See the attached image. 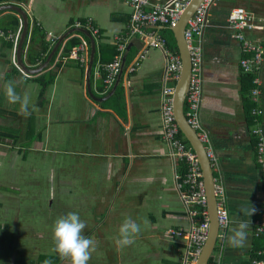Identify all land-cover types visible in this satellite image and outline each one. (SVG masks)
Listing matches in <instances>:
<instances>
[{"label":"crops","instance_id":"1","mask_svg":"<svg viewBox=\"0 0 264 264\" xmlns=\"http://www.w3.org/2000/svg\"><path fill=\"white\" fill-rule=\"evenodd\" d=\"M0 1V5L22 7L28 22L45 31L50 50L62 41L49 61L52 51L41 54L42 58L33 65L26 56L31 38L27 33L21 59L29 70H39L27 73L18 61L23 18L13 10H4L0 16L1 19L16 15L21 24L15 33L0 29L4 33L0 35V212L7 210L14 214L15 206L6 204L5 192L21 193L11 189L15 182L57 174L59 182L53 177L49 179L51 183H58L59 191L49 192L48 210L54 205L65 209L62 197L66 187L74 188L76 181L73 194H85L88 198L85 206L89 212L86 215L80 212L86 227L83 234H93L94 230L106 234L105 256L103 251L101 257L90 256L87 264H183L185 239L169 231H188L192 223L176 179L183 166L172 157L163 136L162 90L175 85L166 78L168 61L164 51L149 49L140 59L137 70L130 73L129 66L137 61L143 49L141 38L133 37L123 53L122 71L108 89L104 72L97 70V64H103L98 61L101 59L110 63L118 54L116 40L126 36L131 19L128 0ZM234 8H244L258 23L264 24V0H220L210 10L207 28L197 42L200 41L204 55L200 117L216 155L213 171L217 182L225 188L230 221L228 228L220 233L209 264H252L255 259L264 260V238L256 237L253 231L264 210V181L257 160L258 137L254 133L259 128L264 133V62L258 74L260 83L256 84L253 76L251 87L240 66L244 56L241 44L227 23ZM83 20H91L100 31V37L95 39L83 30L93 37L96 47L97 63L90 73V62L85 68L69 59L72 51L68 56L63 54L69 27ZM156 26L160 28L149 26L148 30L161 35L169 49V45L177 47L169 27ZM82 33L91 60V40ZM246 36L264 47V31H247ZM57 64L61 65L59 69ZM49 72H55V79L43 94L40 83L35 80ZM9 82L21 99L27 96V111L20 101H9L6 95ZM255 88L260 91L256 100L252 95ZM91 94L103 100H95ZM97 166L105 170L102 177L94 178ZM66 170L71 171L67 175L71 184L64 178ZM72 173L74 179L70 177ZM95 194L99 196L98 204L90 201ZM44 209L48 211L46 204ZM249 209H253L250 216ZM89 217H93L94 223H90ZM126 218L140 224L141 231L133 243L119 247L118 229ZM241 220L250 222L245 243L242 247L229 246L230 230ZM3 225L4 233H14L6 230V223ZM44 245L43 249L50 248L51 253L59 255L53 251V244ZM4 247L13 250L6 244ZM43 249L38 248V256L31 261L27 256L11 259L13 251H0V264H18L17 261L44 264L38 261ZM60 264H70V261L64 258Z\"/></svg>","mask_w":264,"mask_h":264},{"label":"built area","instance_id":"2","mask_svg":"<svg viewBox=\"0 0 264 264\" xmlns=\"http://www.w3.org/2000/svg\"><path fill=\"white\" fill-rule=\"evenodd\" d=\"M131 7V19L126 36L117 38L116 45L118 54L115 59L107 64H97V70L104 72V84L111 88L122 71L123 53L127 43L133 37H140L143 41V49L137 61L129 66L130 73L135 72L140 64V59L145 56L151 48H160L164 51L168 61L166 78L175 83L174 86H166L162 90V129L165 141L170 147L172 157L183 166V171L176 175L178 188L181 190V200L186 207L191 219V227L188 231H169L170 234L185 239V255L183 264H197L201 251L208 239L211 221L208 210V198L205 189L203 171L196 152L185 143L183 135L175 119L174 98L177 83L180 80L183 68L181 56L171 51L166 40L153 30H148L149 26L163 25L169 28L175 27L182 14L192 2V0H167L166 2H155L154 0H128ZM220 0H203L195 14L188 21L185 38L190 50L192 62V75L190 86L185 102V116L189 125L196 131L201 143L204 144L207 156L214 169L217 159L213 151L209 133L202 125L200 109L203 101V63L204 55L202 46L198 40L203 35L208 25L210 10L217 6ZM229 28L234 32V38L240 42L243 58L240 66L246 74H253L254 82L260 83L258 74L264 62V47L259 42L250 40L246 36L247 31H264V24L256 21L254 16L249 14L244 8H234L227 19ZM74 30H86L95 39L100 37L99 29L91 20L76 21L69 27ZM0 32V35H3ZM80 43L73 48L69 59L78 61L85 68L90 62L89 48L85 37L82 34H73ZM52 37V35H50ZM52 41L54 39L52 38ZM260 91L255 88L252 91L256 100ZM258 115V112H254ZM257 135V160L264 181V133L261 128L255 129ZM215 196L217 200V214L220 233L229 226V213L226 207V192L222 184L215 178ZM255 236L264 238V210L260 220L255 222L253 229ZM221 235L219 234V237ZM260 252L259 254H262ZM252 264H264V260L255 259Z\"/></svg>","mask_w":264,"mask_h":264},{"label":"rangeland","instance_id":"3","mask_svg":"<svg viewBox=\"0 0 264 264\" xmlns=\"http://www.w3.org/2000/svg\"><path fill=\"white\" fill-rule=\"evenodd\" d=\"M83 160H85V157H83ZM97 167L96 170H98V172L97 174L94 172L93 174L94 178L97 176L102 177L103 175L101 176V173L103 172V169L105 170V168L102 169L101 166H97ZM70 172L66 170V172L64 173V178L66 179V183L68 184H71L70 183L71 181L67 178V175ZM51 177H53V180L59 182L57 174L50 176V178L49 177L46 178L45 174H43L42 178L40 177L34 178L31 179L30 181L26 178L24 181L20 179L19 181L15 182L14 185H11V189L19 190L21 191V193L12 194L5 192L6 204H8L9 206H15V210L13 211L14 214L8 213L7 210H3L2 212H0V251H3L5 249L4 247L5 244L9 248H13V250L8 249L10 252L13 251L14 253V254L12 253L11 259L16 258L20 260L24 256H27V258L26 257L24 258L30 261L34 260L35 255L33 252H36L38 248L43 249V246H45L44 244L46 243L47 245L53 244L52 226L54 224V221L58 217L63 216L66 213H69L70 210H72L70 212H76L79 215L81 214L80 212H83L85 215L89 212V209H87V207L85 206L86 200L88 199L85 198V194H79V193L73 194V192L75 191L74 188L77 187L75 185L76 183L75 181L74 188L70 185L67 186L66 192L62 197L63 201L61 200V203L64 204V206H66L65 209L57 207L58 210L53 211V213H55L56 216L49 217L50 215L48 209L50 207L47 206L48 204L51 203V200H49V196H48L49 192L57 193L59 191L58 183L49 182V179H52ZM70 177L72 179L75 178L73 173L70 174ZM99 185H100L99 181H97L96 188H98ZM105 192H106V187H105ZM96 195L97 194H95L94 199L92 200L89 199V200L91 202L93 201L95 204H98L100 203V200L97 198L99 196ZM101 202L102 204L104 203V201ZM0 203H2V201H0ZM45 204L48 211L44 209ZM67 207L70 208V210H68ZM21 213L23 214L19 217L18 215ZM98 218L99 220L101 219V217ZM88 219L90 223L92 221H93L92 223H94L93 217H89ZM5 223H6V230L14 233H8L9 234L8 235L7 233L3 232L5 231L3 225ZM96 226L97 225H95V227ZM17 229L19 230V233ZM88 237L94 238L90 256L101 257L103 256L102 251L104 252V256H105L106 247H104V245L106 243V234L103 231L95 232L94 230V233L91 235L89 234ZM16 240L18 241L16 242ZM102 247H104V249ZM42 251L45 252L50 251V248L43 249ZM17 262L19 264V261Z\"/></svg>","mask_w":264,"mask_h":264},{"label":"water","instance_id":"4","mask_svg":"<svg viewBox=\"0 0 264 264\" xmlns=\"http://www.w3.org/2000/svg\"><path fill=\"white\" fill-rule=\"evenodd\" d=\"M203 0H192V2L189 4V6L186 8L184 13L182 14L180 20L178 21L177 25L175 27L169 28L176 40L177 48L179 51V55L182 59V72L179 82L176 86V92H175V98H174V111H175V119L178 123V126L180 128V131L187 141V143L193 148V150L196 152L202 171H203V177L205 182V189L206 194L208 198V210H209V216L211 221L210 231L208 239L201 251V254L198 258L197 264H209L211 258L214 256L218 240H219V234H220V228H219V221H218V214H217V200L215 196V175L212 168V164L210 162V159L207 156V152L205 149V146L203 143H201V140L199 139L197 133L195 130L192 129V127L189 125L187 118L185 116V102L187 98V93L190 86V80L192 75V62H191V56L190 50L185 38V30L188 24V21L191 19V17L195 14L198 7L201 5ZM4 10H13L18 12L22 18H23V29H22V36L20 39V44L18 48V61L20 66L26 71L27 73L33 74L39 72V70L31 71L28 68H26L22 62L21 57V49L23 42L27 36L28 33V16L26 11L15 4H2L0 5V11ZM155 28H160L158 26H152ZM87 34V36L91 40L92 50H91V60L89 65L88 72L90 73L93 67V61H94V55H95V41L93 40V37L87 33L86 31H83ZM62 41L58 42L56 47L53 49L51 55L49 56L47 61H49L52 56L57 52L58 48L60 47ZM91 96L98 101H102L103 99L95 98L92 94Z\"/></svg>","mask_w":264,"mask_h":264},{"label":"clouds","instance_id":"5","mask_svg":"<svg viewBox=\"0 0 264 264\" xmlns=\"http://www.w3.org/2000/svg\"><path fill=\"white\" fill-rule=\"evenodd\" d=\"M6 95L10 102L20 101L25 111L28 110L27 96L21 97L15 92L13 84L8 83ZM253 209H249V216ZM249 220H241L238 226L231 229V234L227 237L229 246L242 247L247 237ZM85 228V222L76 212H69L58 217L52 226L53 251L62 258H67L70 264H87L90 258V252L93 246V240L85 236L82 230ZM141 231V225L126 218L118 229L116 244L119 247H125L133 243L135 235ZM44 264H48L45 261Z\"/></svg>","mask_w":264,"mask_h":264},{"label":"trees","instance_id":"6","mask_svg":"<svg viewBox=\"0 0 264 264\" xmlns=\"http://www.w3.org/2000/svg\"><path fill=\"white\" fill-rule=\"evenodd\" d=\"M4 1L9 2L11 0H4ZM4 12L5 11L0 12V16ZM82 22L85 23L86 20H83ZM20 26H21L20 18L17 17L16 15H9V16H5L4 18L0 19V29L4 30L6 32L11 30L12 32L15 33L20 29ZM68 32L69 33L66 35V38H65V39H68V42L66 43V45L64 47V51H63V54L66 56H68V54L72 51V49L79 44V39L76 37H73V34L74 33H80L81 34L83 32V29H80L77 31H74V29H71ZM166 32L170 33L169 30ZM29 35H31L30 36L31 38H30V43L27 46L28 48H27L26 56L28 57L27 59L30 62V64L36 65V63L39 62L40 58H42V57H40L41 54L51 52L52 50L49 49V43L45 39V36H46L45 31L42 28H40L39 26L31 25V23H29L28 36ZM28 36L25 39L22 50H24L26 45H27ZM87 39L89 40L88 37H87ZM39 42H40V44H39ZM37 43L39 44V46L37 45ZM169 47L171 50L178 52V49H177L175 44H173V46L169 45ZM98 61H100L103 64H106V59H101ZM96 63H97V56L94 58V65L93 66H95ZM56 67H57V69H59L61 67V65L57 64ZM55 72H49V73H46L45 75H42V76L36 78L35 81L37 83H40V85L42 87V93L43 94L46 91V89L50 85L53 84L54 79H55ZM244 77H245L246 82H248V85H250L252 87L253 74H249V73L246 74L245 73ZM181 135H182V133H181ZM186 143H187V141H186ZM52 207L53 208L50 209L51 212L49 211V215H50L49 217L56 216V214L53 213V211L58 210L57 206L55 207V205H54ZM89 234L91 235V233H86L85 236H89ZM45 243H46V241H45ZM3 251L4 252H6V251L10 252L8 250V248H5ZM38 252L39 251L37 250L36 252H33V253L35 256H38ZM63 259L64 258L60 257L59 255H55L54 253H51V251L50 252L47 251L46 253L44 251L40 252V255L38 257V261H41V262L48 261V263H51V264L52 263L60 264ZM210 263H211V261H210Z\"/></svg>","mask_w":264,"mask_h":264}]
</instances>
